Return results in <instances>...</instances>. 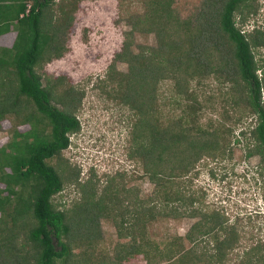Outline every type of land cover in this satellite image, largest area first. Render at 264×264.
<instances>
[{"label":"rangeland","instance_id":"374dc122","mask_svg":"<svg viewBox=\"0 0 264 264\" xmlns=\"http://www.w3.org/2000/svg\"><path fill=\"white\" fill-rule=\"evenodd\" d=\"M151 1L157 2L54 0L49 9L53 18L67 16L72 10V24L64 33L62 56L42 61L37 71L45 84L58 77V83L53 85L56 95L67 86L74 87L76 99L71 110L80 123V129L69 134L68 146L61 151V157L48 160L63 171V175L70 170L73 176L53 196V204L66 212L71 222L76 219L73 208L84 201L88 189L95 190L93 200L102 196L103 205L110 206L95 220L94 234H89L85 225L78 227L77 231L83 232L84 237L73 247L72 257L83 253L85 264H149L144 256L146 250L152 264H171L161 254L172 246L180 248L181 253L192 250L184 252L186 259L179 264H237L248 256L251 263L264 264V162L254 150L257 143L250 132L257 116L242 103L240 91H234L229 82L221 84L211 74L197 77L200 79H189L181 74L174 89L171 78H159L155 83L149 78V85L141 88L135 101L123 98L126 90L119 86L121 78L116 77V73L127 72L128 62L115 58V52L120 49L125 32L130 30L129 22L143 14L148 16L147 13L154 10L156 5ZM203 1L174 0L175 14L181 19L193 18L205 9ZM254 4L256 11L247 17L241 28L247 32L259 28L264 32V0H254ZM153 19L157 21L156 16ZM15 35L14 30L2 35L0 45L10 47ZM130 37L133 51H138L140 46L157 47L155 31H136ZM254 54L260 65L256 73L262 78L264 46L255 48ZM155 58L154 61L158 59ZM110 64L114 81L106 76ZM178 84L183 91L188 87L192 97L187 98L196 112L189 111L185 94L175 97L173 103L168 99L170 95L175 96ZM261 98L264 101V93ZM140 104L146 109L143 119H160L164 125L171 124L172 118L182 119L183 126L201 127L196 131L191 129L194 136L212 133L217 140L213 154L203 153L188 166L187 172L174 179L180 192L179 200L175 201L176 215L158 214L145 223L131 217L135 210L141 216L148 214V200L154 187L143 171L144 163L134 153L138 142L133 136L139 128L137 105ZM20 123L10 117L1 122L0 146L10 140L15 127L20 131L29 128L28 124ZM193 145L187 151H183L182 145L179 158L186 154L181 158L185 159L190 153L192 160L191 154L196 152ZM213 213L223 218L222 228L214 227L203 235L193 228L191 234L197 244L193 248L186 234L194 223L196 228L210 225ZM228 228L235 229L238 241L225 251L223 261L217 263L211 255L216 253L212 238L223 237ZM75 231L73 229V233ZM132 242L140 246L139 253H126ZM178 257L172 260L176 262Z\"/></svg>","mask_w":264,"mask_h":264},{"label":"trees","instance_id":"16d2710c","mask_svg":"<svg viewBox=\"0 0 264 264\" xmlns=\"http://www.w3.org/2000/svg\"><path fill=\"white\" fill-rule=\"evenodd\" d=\"M53 1L0 0V37L11 30L16 32L10 47L0 45V125L7 117L29 125L25 131L15 127L10 140L0 146V184L3 185L0 186V264H85L83 253L72 257L73 247H77V241L84 237V233L77 230L85 225L87 232L94 234L95 220L110 207L103 205L102 196L93 200L96 194L92 189H88L84 201L73 208L74 222L53 204V196L73 176L70 170L63 175V171L48 160L61 157V151L68 146L69 134L80 129L71 110L76 99L74 87L67 86L64 92L56 95L53 85L58 83V77L45 84L37 71L42 61L62 56L64 33L72 24V10L64 17L50 15ZM173 1H151L156 6L147 13L148 16L143 14L129 22L130 30L125 32L122 45L115 52V58L128 62L127 72L116 73V77L120 75L121 78L119 86L126 90L123 98L135 101L141 88L149 85V78L152 83L159 78H171L173 89L181 74L189 79L211 74L221 84L229 82L234 91L243 95L241 101L246 108L257 116L256 125L250 132L257 143L254 150L264 162V101L261 98L264 76L259 78L256 73L260 65L254 54L255 48L264 46V32L259 28L249 32L241 28L247 17L256 11L254 0H204L205 9L186 19L175 14ZM155 16L157 21L153 19ZM136 31H155L157 47L140 46L138 51H133L130 35ZM156 56L158 59L154 61ZM113 74L110 64L106 76L114 81ZM176 88L175 96L168 97L172 103L181 94L192 97L188 87L183 91L178 84ZM143 107L144 104L137 105L140 119L133 136L138 142L134 153L144 163L143 171L154 187L148 200V214L141 216L135 210L131 217L145 223L158 214L176 215L175 201L179 200L180 192L174 179L187 172L188 166L203 153L213 154L217 140L212 133L194 136L191 129L196 131L201 127L183 126L182 119L172 118L171 124L166 125L160 119H143L146 112ZM188 109L196 112L190 100ZM204 135L208 137L204 138ZM182 145L183 151L193 145L196 152L191 154L192 160L190 153L185 159L181 158L186 154L179 158ZM208 149L213 151L207 152ZM210 217V225L196 228L194 223L186 234L193 248L197 247L191 234L193 228L200 235L214 227L222 228V217L214 213ZM73 229H76L74 233ZM225 231L223 237L212 238L216 253L211 255L217 263L223 261L225 251L232 249L238 241L239 235L234 228ZM20 238L23 240L19 241ZM170 247L161 256L171 264H179L185 254L192 251L181 253L180 248ZM135 252H140V246L132 242L126 253ZM144 253L152 264L146 250ZM177 255L174 262L172 258ZM237 264L253 263L248 256Z\"/></svg>","mask_w":264,"mask_h":264}]
</instances>
